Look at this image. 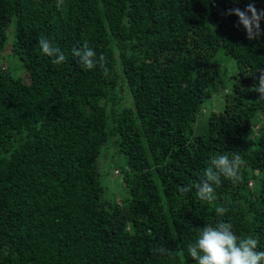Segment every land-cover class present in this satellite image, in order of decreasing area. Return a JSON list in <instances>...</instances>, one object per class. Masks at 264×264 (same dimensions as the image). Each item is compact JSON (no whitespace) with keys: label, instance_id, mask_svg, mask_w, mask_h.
I'll return each instance as SVG.
<instances>
[{"label":"trees","instance_id":"trees-1","mask_svg":"<svg viewBox=\"0 0 264 264\" xmlns=\"http://www.w3.org/2000/svg\"><path fill=\"white\" fill-rule=\"evenodd\" d=\"M57 2L0 0V264H195V228L221 219L264 251V100L252 91L264 34L249 40L223 14L249 0ZM8 31L27 80L3 61ZM43 37L65 62L42 53ZM85 41L103 66L86 69L73 55ZM220 51L238 72L224 110L195 134ZM114 147L128 164L120 202L104 200L100 180ZM232 152L246 161L241 179L221 177L213 202L195 187L179 192Z\"/></svg>","mask_w":264,"mask_h":264},{"label":"clouds","instance_id":"clouds-1","mask_svg":"<svg viewBox=\"0 0 264 264\" xmlns=\"http://www.w3.org/2000/svg\"><path fill=\"white\" fill-rule=\"evenodd\" d=\"M239 0H233L238 3ZM64 4V0H58L57 8ZM226 16L235 15L238 17V24L246 30V37L255 40L260 37L261 21L264 20V9H258L255 0H249L242 10L239 7L227 9ZM38 48L43 54L52 58V63L60 65L66 61V55L58 47H54L48 38L43 37L38 41ZM73 55L79 58L81 65L86 69H93L97 64L103 66L104 56L96 58L95 51L85 41L80 48L73 49ZM258 84H255L252 91L260 94L259 99L264 100V70H258ZM224 92L227 89H223ZM246 165V161L239 153L232 152L214 156L210 159L208 166L204 169L202 176L194 185H187L179 188L181 194H186L195 187L197 197L208 203L216 199L213 185L221 184V177L231 180L233 183L240 181V169ZM117 174V172H115ZM228 211L227 208L218 206L215 212L222 217ZM197 237L194 242L187 246L188 255L195 261V264H264V251L258 250L259 240L252 235L238 236L233 231V225L224 220H218L215 224L204 225L195 228ZM158 251L170 255L171 252L165 247Z\"/></svg>","mask_w":264,"mask_h":264},{"label":"rangeland","instance_id":"rangeland-1","mask_svg":"<svg viewBox=\"0 0 264 264\" xmlns=\"http://www.w3.org/2000/svg\"><path fill=\"white\" fill-rule=\"evenodd\" d=\"M7 35L8 41L4 48L3 61L7 62L9 73L12 76L27 80V72L22 67L21 62L11 55L13 31H8ZM214 62L220 66L219 75L215 79L210 80L209 90L211 97L206 100L203 106L202 113L195 126V134L202 133L212 113H219L224 110L225 96L231 92L233 77L238 72L236 61L222 51L217 53ZM223 89H227V91L224 92ZM127 165V158L123 154L117 153L116 147L103 151L100 160V180L105 188L104 200L120 202V200L122 201L129 197V189L123 181V171L127 168ZM115 170L120 171L121 175H116Z\"/></svg>","mask_w":264,"mask_h":264}]
</instances>
